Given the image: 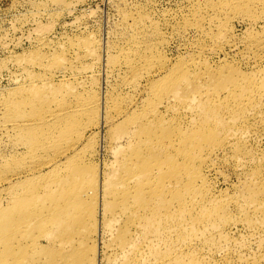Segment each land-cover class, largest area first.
<instances>
[{"label":"rangeland","instance_id":"374dc122","mask_svg":"<svg viewBox=\"0 0 264 264\" xmlns=\"http://www.w3.org/2000/svg\"><path fill=\"white\" fill-rule=\"evenodd\" d=\"M263 202L264 0H0V264H264Z\"/></svg>","mask_w":264,"mask_h":264},{"label":"bare ground","instance_id":"6f19581e","mask_svg":"<svg viewBox=\"0 0 264 264\" xmlns=\"http://www.w3.org/2000/svg\"><path fill=\"white\" fill-rule=\"evenodd\" d=\"M177 93V92H176ZM197 94V93H196ZM177 95V94H176ZM194 95V94H193ZM219 96V95H218ZM177 97V96H176ZM191 97H195V96H191ZM191 99V98H190ZM194 100L196 98H193ZM200 104V103H199ZM197 106V105H196ZM195 106V107H196ZM200 106V105H199ZM194 106H192V111L193 108H195ZM198 107V106H197ZM167 108V107H166ZM191 109V108H190ZM197 109V108H196ZM202 110V107H201ZM200 112V111H199ZM231 131V130H230ZM242 131V130H241ZM237 134V133H235ZM230 136V135H229ZM242 136V135H241ZM154 147V145H152ZM251 180V179H250ZM175 184V183H174ZM177 185V184H176ZM170 186V185H168ZM199 199V198H198ZM193 200V199H192ZM195 200V199H194ZM194 202V201H193ZM264 205V202H263ZM261 206V205H260ZM259 206V207H260ZM258 207V208H259ZM130 213V212H129ZM133 214L135 215V213L133 212ZM147 218V216H146ZM145 219V218H144ZM186 224V223H185ZM194 223H192L191 225H193ZM156 225V224H155ZM190 226V225H189ZM194 226V225H193ZM109 228V227H108ZM130 228V227H129ZM146 224L145 222L141 221V220H136L132 226V229H130V233H129V229L128 232L126 230V234H125V238L122 240L123 242H120L117 244V246L119 248V252L116 255L117 257H115V261L117 258L120 259H127L132 260L134 257H138L139 260L143 261L144 259H146L145 257L148 255L147 252H150L151 248H154L156 246H158L160 244V238H159V232L158 229L154 228L152 230V236H147L144 237L142 239L141 242V246H137L136 242L137 239L140 238L141 233H145L146 232ZM187 228V227H186ZM218 228V227H217ZM220 236V235H219ZM165 245V244H164ZM117 250V249H116ZM114 259L111 260L109 262V264H115ZM118 260V259H117Z\"/></svg>","mask_w":264,"mask_h":264}]
</instances>
